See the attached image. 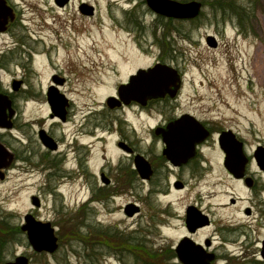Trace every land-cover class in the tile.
I'll return each mask as SVG.
<instances>
[{
	"label": "rangeland",
	"instance_id": "rangeland-1",
	"mask_svg": "<svg viewBox=\"0 0 264 264\" xmlns=\"http://www.w3.org/2000/svg\"><path fill=\"white\" fill-rule=\"evenodd\" d=\"M26 1L31 8L28 26L41 40L36 51H46L67 78L68 98L77 124L83 126L78 135L83 148L76 172H52L46 184L47 175L38 169L39 160L44 163L45 158L37 132L52 126L40 95L51 70L45 56H37L35 74L27 81L33 91L17 102L19 126L12 135L19 142L11 136L4 139L5 145L16 149L19 164L0 181V264L24 254L29 264H177L171 252L181 232L175 219L187 203V191L162 196L165 177L142 182L133 167L130 172L116 145L121 138L135 153L152 160L158 146L150 131L159 119L156 111L146 115L131 110L123 115L117 110L105 114L100 108L127 75L160 60L182 74L180 111L231 129L247 148L264 146V0H194L202 3V12L187 21L156 20L144 11L129 17L121 9L126 6L115 4L118 0H69L54 28L44 15L45 0ZM80 1L94 7L93 17L78 14ZM56 37L61 44L55 55ZM207 37L213 38L214 47L207 46ZM71 132L70 126L53 127L57 138ZM106 164L112 165L115 188L103 194L95 191L94 198L91 187ZM66 167L72 169L68 161ZM216 169L209 186L205 182L194 191L227 190ZM188 177L183 174L180 179L189 190ZM32 198L39 200V208L33 207ZM129 204L137 211L126 217L123 212ZM31 212L54 228L56 252L35 254L29 249L19 227ZM214 247H220L218 239ZM213 253L219 258L240 256V252Z\"/></svg>",
	"mask_w": 264,
	"mask_h": 264
},
{
	"label": "flooded vegetation",
	"instance_id": "flooded-vegetation-1",
	"mask_svg": "<svg viewBox=\"0 0 264 264\" xmlns=\"http://www.w3.org/2000/svg\"><path fill=\"white\" fill-rule=\"evenodd\" d=\"M146 1L118 0L114 2L116 5L119 3L126 6L127 8L121 9L129 17L140 16L144 11L156 20H174L156 13L154 8L163 6L164 3L167 5L176 2L184 4L194 0H166L167 2L159 0L150 3ZM26 3V0H0V119H2L0 120V145L11 157L7 167L0 168V181L3 180L9 168L19 164L16 149L5 145L4 139L11 136L19 142L12 135L13 130L19 126L17 123L20 110L17 102L20 97H25L29 92L32 93L33 90L27 81L35 74L34 59L43 55L51 72L40 95L46 112V120L50 121L52 126L40 128L37 132L38 142L44 151L43 157L45 158L44 163H40L41 159L39 160L38 169L44 173L43 176L47 175V184L50 183L47 178L53 175L52 172L62 171L71 174L81 167L79 155L83 147L78 135L82 134L80 130L83 126L80 121L77 124L73 113V103L68 98L66 90L67 78L61 74L59 66L52 63L46 51L41 54L36 51V44L41 43V40L36 30L28 26V9L31 10V8H27ZM42 3L46 9L44 15L49 17L51 28H54L59 23V13L65 10L69 0H45ZM83 3L86 2H78V14L81 17H93L95 13L89 16L80 11ZM198 3L203 8L202 3ZM82 10L87 9L82 8ZM43 27L45 25L41 28ZM54 34L56 35V30ZM56 38L54 40L56 44L53 46L55 55L61 44L59 37ZM156 64L160 65L163 62L156 60L153 65ZM134 73L127 75L124 82L116 84L114 92L109 95L115 99L108 100L109 102L105 100L104 106L100 109L105 114L117 110L123 115L125 111L131 110L146 115L156 111L155 117L159 119L155 125L150 127V131L158 146L157 153L152 160L147 154L135 153L130 144L124 143L121 138L116 145L118 150L123 152V160L127 161L130 172L133 171L131 170L133 167L138 173L134 159L136 156L141 157L140 161L148 172L146 177L140 179L142 182H150L156 176L165 177L166 191L162 196L172 191L176 193L187 191V203L182 205L179 212H176V229L181 232L178 241L171 249L175 263L181 264L179 251L182 250L183 242H186L192 247L198 246V252L211 253L213 255L211 264H216L218 261L222 264L224 261V264H229L234 260H238L239 264H264V168L261 167L264 164L257 158L260 155L256 154L261 145L256 143L251 149L247 148L246 142L231 129L218 127L188 111H180L179 94L182 90V81L178 84L179 88L175 94L172 93V87L168 88V92L162 97L145 99L144 90L137 89L138 85L142 87L141 84L137 81L133 83L131 80ZM121 89H126L125 100L119 98L118 92ZM55 97L59 100L56 101ZM83 119L82 115L80 120L83 121ZM69 126L72 128L70 134H62L63 136L58 138L53 135V127H61L64 130ZM41 136L47 139L48 145L41 141ZM67 161L72 165L69 171L66 167ZM6 163L7 160L0 161L2 166ZM121 163L122 161L119 162V167ZM111 167L112 165L106 164L98 170L96 184L91 187L94 198L95 191L103 194L115 188L117 181H114L110 174ZM215 169L227 184L225 186L227 190L221 192L216 187L209 189L205 194L200 190L194 191L202 183L206 182L209 186L207 181ZM183 174L189 175V181L192 183L189 190L186 185L188 183L180 179ZM172 176L175 178L171 182L169 178ZM156 184L159 185V183ZM128 210L131 211L132 207H128ZM135 211L137 209L133 212ZM30 214L37 219L34 212ZM217 239L220 245L218 249L214 247V241ZM213 252H240V256L229 254V258H219ZM27 260L29 262L28 258Z\"/></svg>",
	"mask_w": 264,
	"mask_h": 264
},
{
	"label": "water",
	"instance_id": "water-1",
	"mask_svg": "<svg viewBox=\"0 0 264 264\" xmlns=\"http://www.w3.org/2000/svg\"><path fill=\"white\" fill-rule=\"evenodd\" d=\"M159 0H147L146 2H156ZM164 1L165 0H160ZM155 12L160 13L161 15H164L166 17H173L179 18V19H190L193 17H196L198 14L199 5L195 3L190 4H177L173 3L172 5H167V3L163 6L155 7ZM211 39H207V43L209 45H213L210 42ZM133 83L136 81L141 84V88L138 85L137 89L144 90V96L146 99H149L151 97H158L163 96L164 91L166 90L168 84H171L174 82H177V76L175 71H173L171 68L166 66H155L152 69H148L147 71L140 70L138 71L137 75L132 78ZM131 79V80H132ZM175 91L177 89V86H175ZM125 90L123 89L119 95L121 98H126ZM55 100L58 101L59 99L55 97ZM2 120V119H0ZM41 141L45 144H47V139L44 136H41ZM260 162L263 161L264 164V148H259L257 150ZM7 160V163L1 167H7V165L11 161V157L8 153H6V150L0 145V161ZM135 160V166L138 170V173L140 175V178L146 177L148 172L146 171V167H144L140 161L139 157H136ZM261 167L264 168V166L261 165ZM35 205L37 206V203L35 201ZM132 213H127V215H131ZM25 225L22 226V231L26 232L27 241L29 245L31 246V249H33L36 253L46 252L49 254H52L57 249V239L54 236L53 229L49 227L48 223H41L38 221H35L32 219L31 216H26L24 218ZM182 250L179 251V259L182 262V264H209L211 260L213 259L212 255L205 256L202 252H198L196 247H192V245H187L186 242L182 244ZM13 262H7L5 264H27V260L24 257H17L13 259Z\"/></svg>",
	"mask_w": 264,
	"mask_h": 264
}]
</instances>
